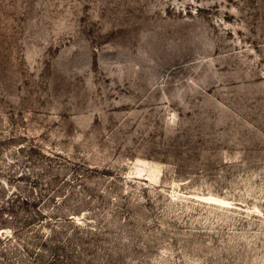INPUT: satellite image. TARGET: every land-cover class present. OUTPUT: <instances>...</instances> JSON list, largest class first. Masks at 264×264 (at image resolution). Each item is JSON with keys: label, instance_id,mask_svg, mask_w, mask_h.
I'll list each match as a JSON object with an SVG mask.
<instances>
[{"label": "rangeland", "instance_id": "rangeland-1", "mask_svg": "<svg viewBox=\"0 0 264 264\" xmlns=\"http://www.w3.org/2000/svg\"><path fill=\"white\" fill-rule=\"evenodd\" d=\"M0 264H264V0H0Z\"/></svg>", "mask_w": 264, "mask_h": 264}, {"label": "bare ground", "instance_id": "bare-ground-1", "mask_svg": "<svg viewBox=\"0 0 264 264\" xmlns=\"http://www.w3.org/2000/svg\"><path fill=\"white\" fill-rule=\"evenodd\" d=\"M195 200L197 201H207V202H211V203H218V204H222V205H226L227 202L226 201H223L221 199H217V198H214V197H202V196H199V195H194L193 196Z\"/></svg>", "mask_w": 264, "mask_h": 264}]
</instances>
